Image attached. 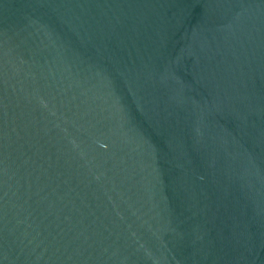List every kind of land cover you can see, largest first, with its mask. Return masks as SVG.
<instances>
[{
	"label": "water",
	"instance_id": "water-1",
	"mask_svg": "<svg viewBox=\"0 0 264 264\" xmlns=\"http://www.w3.org/2000/svg\"><path fill=\"white\" fill-rule=\"evenodd\" d=\"M0 264H264V0H0Z\"/></svg>",
	"mask_w": 264,
	"mask_h": 264
}]
</instances>
